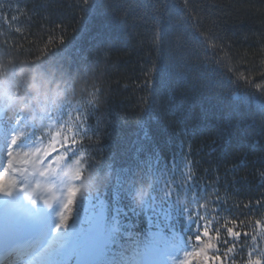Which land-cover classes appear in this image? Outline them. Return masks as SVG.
Wrapping results in <instances>:
<instances>
[{
    "label": "trees",
    "instance_id": "1",
    "mask_svg": "<svg viewBox=\"0 0 264 264\" xmlns=\"http://www.w3.org/2000/svg\"><path fill=\"white\" fill-rule=\"evenodd\" d=\"M261 71L264 0H0L3 152L13 133L17 149L72 145L53 167L77 173L81 223L103 205L116 224L102 260L162 229L180 264L195 216L215 207L214 176L228 204L216 226L264 193Z\"/></svg>",
    "mask_w": 264,
    "mask_h": 264
},
{
    "label": "rangeland",
    "instance_id": "2",
    "mask_svg": "<svg viewBox=\"0 0 264 264\" xmlns=\"http://www.w3.org/2000/svg\"><path fill=\"white\" fill-rule=\"evenodd\" d=\"M38 148L47 147L39 146ZM6 161L0 164V168L4 167ZM51 164L50 161L42 165L39 163L30 165L22 174L20 178L21 186L17 190L9 194L0 193V221L11 233L16 232L26 242L29 238V231L33 229H36V231L41 230L43 235L41 249H38L40 248L39 240L41 237L39 233V236L34 239L36 241L35 245H37L36 250L33 249L35 245L26 242L21 243V245L30 246L29 248H32L33 253L18 264H58L60 258L67 255L73 258L79 255L75 261L77 264H92L98 258L102 250V242L107 240L110 232L107 227V220L102 217L104 211L98 210V213L95 214L96 220L99 221L88 222L79 227L77 212L74 210L69 213V209H65L68 210V215H71L70 221L69 223L65 221L67 227L64 228V233H56L58 219L63 208H65L67 196H70V194L67 195V191L73 181H61L59 169H62V167L59 165V168L54 169L53 173L49 171ZM49 180L52 181L50 185L48 184ZM54 184L57 187L54 188ZM12 236L14 239L13 233ZM54 236H58V239L54 240ZM49 248L51 249L49 250ZM161 252L159 250L148 254H135L126 263L166 264L165 262L161 263L158 259Z\"/></svg>",
    "mask_w": 264,
    "mask_h": 264
},
{
    "label": "snow or ice",
    "instance_id": "3",
    "mask_svg": "<svg viewBox=\"0 0 264 264\" xmlns=\"http://www.w3.org/2000/svg\"><path fill=\"white\" fill-rule=\"evenodd\" d=\"M115 2V0H114ZM158 35V34H157ZM259 76L264 77V71L259 72ZM245 80L249 81L247 77ZM254 78L251 80L253 81ZM255 87L264 89V84L256 83ZM18 136L13 133L8 145L7 161L3 168H0V193L9 194L20 187V178L22 174L33 164H44L47 162H54L53 158L56 157L61 151L67 152L72 148L68 144L61 148L57 143H52L47 148H37L31 150L17 149L15 145ZM183 160L186 165L195 167L196 161L192 159L191 150L182 153ZM192 172V179L196 178L197 172ZM208 169L198 174L200 182L203 183ZM257 176L261 183H264V166H261L257 172ZM215 185H217L218 177H213ZM213 180H208L210 191L216 193L213 197V205L215 207L209 209L206 214L197 215L194 218V225L196 228L195 235L190 239L192 244L190 250L184 253L183 259L180 264H264V247L257 246V242L264 239V193L259 198L249 199L247 203L239 205L232 204L230 206L241 209L242 215L231 218L226 223H219L218 226L214 225L215 218L209 219L215 213L218 216L219 207L221 204H227L225 200L219 198V192L214 187ZM72 204L71 197L69 198L68 206ZM228 205V204H227ZM260 214V219L249 220L248 217L252 214ZM244 217V219H241ZM68 220V215L62 217L61 223ZM224 220V217L221 218ZM231 224L232 226H229ZM252 226V231H241L237 229H247ZM215 234L214 236L212 234ZM251 241L252 244L248 245L247 242ZM246 258L242 254L246 252Z\"/></svg>",
    "mask_w": 264,
    "mask_h": 264
},
{
    "label": "bare ground",
    "instance_id": "4",
    "mask_svg": "<svg viewBox=\"0 0 264 264\" xmlns=\"http://www.w3.org/2000/svg\"><path fill=\"white\" fill-rule=\"evenodd\" d=\"M28 236H29V238L27 239V242L26 241H22L21 243L26 242L28 244L35 245L36 241L34 239L37 238V236H39V233L36 231V229L35 230L33 229V230L29 231ZM36 246L37 245L34 246V248H33L34 250H36ZM29 247L30 246H25V248L27 249V252L22 257V260L25 259V258H28V257H30L32 255L33 250H32V248H29ZM8 252H13V253H8ZM15 255H17L16 250H12V249H8V248L4 249V250L2 249V251H0V264H18L20 261L16 263L15 257H14ZM48 261H49V259L47 260V263H48Z\"/></svg>",
    "mask_w": 264,
    "mask_h": 264
}]
</instances>
